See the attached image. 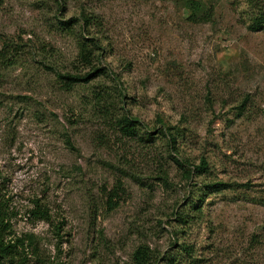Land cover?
I'll return each mask as SVG.
<instances>
[{
  "label": "rangeland",
  "instance_id": "374dc122",
  "mask_svg": "<svg viewBox=\"0 0 264 264\" xmlns=\"http://www.w3.org/2000/svg\"><path fill=\"white\" fill-rule=\"evenodd\" d=\"M203 1L212 8L205 23L190 22L181 0H65L63 19L98 17L97 65L108 73L66 91L56 74L71 68L76 46L56 9L0 0V197L13 209L11 237L38 238L40 260L28 251V264H130L142 243L186 264L182 244L193 264H264V24L251 28L264 0ZM116 85L153 144L124 139L100 119L94 92ZM159 119L183 130L179 154L206 158L208 175L187 184L168 162L169 182H158L168 152ZM210 181L236 186L208 194L189 225L175 223L171 211ZM36 198L52 224L27 220Z\"/></svg>",
  "mask_w": 264,
  "mask_h": 264
},
{
  "label": "trees",
  "instance_id": "16d2710c",
  "mask_svg": "<svg viewBox=\"0 0 264 264\" xmlns=\"http://www.w3.org/2000/svg\"><path fill=\"white\" fill-rule=\"evenodd\" d=\"M187 19L192 23H205L210 21L212 17V8L208 7L203 0H181ZM40 5L45 7H54L56 9L55 22L60 31L71 36L75 41L76 57L71 68L63 73L58 72L57 78L61 87L66 91H71L74 86L80 83H88L98 80L101 75L106 76L105 72L99 65L102 43L99 38L101 33V23L98 17L87 15L81 12L79 16H73L67 20L63 16H58L65 5V0H39ZM251 28L253 31L259 30L264 24V14L260 13L252 19ZM4 45L0 51L1 60L6 61ZM94 108L98 111L102 122L111 130H114L120 137L128 140H138L145 144L154 143V132L145 130L141 133V125L134 117L130 116L123 107V93L118 90L117 85L114 88L106 86L99 87L94 92ZM246 101V100H245ZM244 109V104L238 107L240 114ZM160 129L157 131L158 138H162L165 147L168 150L165 157H161L157 162L155 175L158 182L167 185L169 180L168 169L165 168L168 162L172 163L180 171L182 179L189 184L193 178H201L210 173L207 159L201 157L198 164L189 161L188 158L181 156L177 150V144L183 137V130L177 127L167 125L162 119L158 120ZM104 136L101 135L100 138ZM149 146V145H148ZM236 185L225 183L222 181H210L205 184L204 190L196 189L191 198L188 200L184 209H174L171 216L174 217L175 223L186 226L191 220L196 219L197 214L200 215L204 198L208 194H221L225 191L232 190ZM121 182L118 180L114 189L106 194L105 204L109 210H113L117 206L118 194L121 192ZM260 206H264V200L258 201ZM33 207L28 210L27 217L31 224L45 221L52 224V218L49 208L39 199L32 201ZM190 212L191 215L188 213ZM13 209L9 206L8 200L0 197V264H28L29 259L27 252L36 256L39 261L38 238L32 233H24L19 237L12 236L11 219L13 218ZM194 218V219H192ZM190 220V221H189ZM59 230V226H55ZM255 246L260 245L257 235H253L251 239ZM181 249L186 252L187 258L193 264L192 249L185 244L181 245ZM164 264H186L180 258L166 256L162 259L158 257L149 245L142 243L138 245L131 254L130 264H158L159 261Z\"/></svg>",
  "mask_w": 264,
  "mask_h": 264
}]
</instances>
